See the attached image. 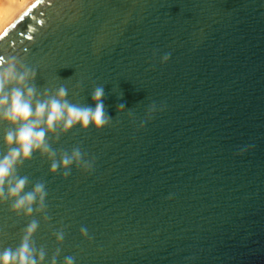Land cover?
I'll use <instances>...</instances> for the list:
<instances>
[{
  "label": "water",
  "instance_id": "1",
  "mask_svg": "<svg viewBox=\"0 0 264 264\" xmlns=\"http://www.w3.org/2000/svg\"><path fill=\"white\" fill-rule=\"evenodd\" d=\"M9 57L37 71V99L63 87L94 108L102 86L111 123L48 136L91 173L38 152L18 166L46 213L0 204V251L34 219L44 264H264V0H30L0 29Z\"/></svg>",
  "mask_w": 264,
  "mask_h": 264
},
{
  "label": "clouds",
  "instance_id": "2",
  "mask_svg": "<svg viewBox=\"0 0 264 264\" xmlns=\"http://www.w3.org/2000/svg\"><path fill=\"white\" fill-rule=\"evenodd\" d=\"M169 58L170 54H165L161 63H166ZM36 75L35 69L16 57L0 59V123L7 124L9 129L3 136L7 152L0 155V204L8 203L11 212L25 218H31L34 212L46 213L48 193L43 182L35 183L31 190L26 191L30 181L27 176L18 174V166L30 161L38 152L50 161V173L62 170L63 177L67 178L74 165L91 173L94 162L85 159L86 154L79 147H74L70 153L63 152L57 159L48 136L55 134L57 129L67 133L76 125L82 131L87 130L89 125L101 131L111 123V118L105 113L102 86L92 91L94 108L70 103L63 87L54 96L45 92L37 99V88L33 83ZM123 109L124 105L120 104L118 111ZM149 110L154 111V106ZM38 228L39 222L32 219L23 229L19 245L0 251V264H44L46 253L43 248L37 249L33 240ZM80 234L87 237V229L81 227ZM55 235L57 242L62 243L63 231ZM51 264H56L55 257ZM64 264H74V257H65Z\"/></svg>",
  "mask_w": 264,
  "mask_h": 264
},
{
  "label": "bare ground",
  "instance_id": "3",
  "mask_svg": "<svg viewBox=\"0 0 264 264\" xmlns=\"http://www.w3.org/2000/svg\"><path fill=\"white\" fill-rule=\"evenodd\" d=\"M30 0H0V29Z\"/></svg>",
  "mask_w": 264,
  "mask_h": 264
}]
</instances>
